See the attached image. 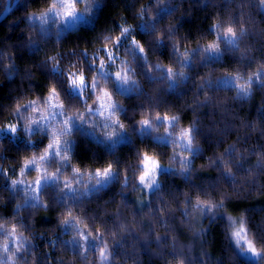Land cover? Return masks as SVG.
<instances>
[{
  "label": "clouds",
  "instance_id": "obj_1",
  "mask_svg": "<svg viewBox=\"0 0 264 264\" xmlns=\"http://www.w3.org/2000/svg\"><path fill=\"white\" fill-rule=\"evenodd\" d=\"M0 264H264V0H0Z\"/></svg>",
  "mask_w": 264,
  "mask_h": 264
},
{
  "label": "snow or ice",
  "instance_id": "obj_2",
  "mask_svg": "<svg viewBox=\"0 0 264 264\" xmlns=\"http://www.w3.org/2000/svg\"><path fill=\"white\" fill-rule=\"evenodd\" d=\"M149 160H150V158L146 157V159H145L146 165H148ZM145 174H147V173H145ZM236 235L239 236V233H236Z\"/></svg>",
  "mask_w": 264,
  "mask_h": 264
}]
</instances>
